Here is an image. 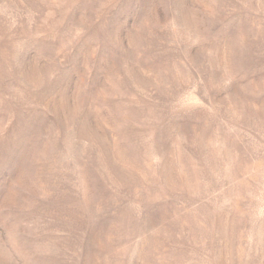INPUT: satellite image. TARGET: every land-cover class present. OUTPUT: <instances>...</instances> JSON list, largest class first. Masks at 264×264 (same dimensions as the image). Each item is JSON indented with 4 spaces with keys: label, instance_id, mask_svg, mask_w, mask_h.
I'll use <instances>...</instances> for the list:
<instances>
[{
    "label": "rangeland",
    "instance_id": "rangeland-1",
    "mask_svg": "<svg viewBox=\"0 0 264 264\" xmlns=\"http://www.w3.org/2000/svg\"><path fill=\"white\" fill-rule=\"evenodd\" d=\"M0 264H264V0H0Z\"/></svg>",
    "mask_w": 264,
    "mask_h": 264
}]
</instances>
